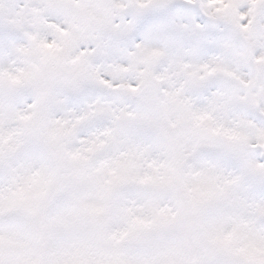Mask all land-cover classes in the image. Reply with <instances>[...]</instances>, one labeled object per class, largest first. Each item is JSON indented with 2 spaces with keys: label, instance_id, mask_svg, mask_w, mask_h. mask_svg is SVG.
Here are the masks:
<instances>
[{
  "label": "snow or ice",
  "instance_id": "1",
  "mask_svg": "<svg viewBox=\"0 0 264 264\" xmlns=\"http://www.w3.org/2000/svg\"><path fill=\"white\" fill-rule=\"evenodd\" d=\"M0 264H264V0H0Z\"/></svg>",
  "mask_w": 264,
  "mask_h": 264
}]
</instances>
